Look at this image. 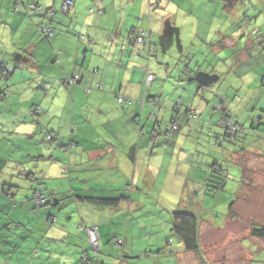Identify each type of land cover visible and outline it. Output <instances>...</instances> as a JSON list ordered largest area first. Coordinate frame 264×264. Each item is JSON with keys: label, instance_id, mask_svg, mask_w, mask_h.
Listing matches in <instances>:
<instances>
[{"label": "crops", "instance_id": "obj_1", "mask_svg": "<svg viewBox=\"0 0 264 264\" xmlns=\"http://www.w3.org/2000/svg\"><path fill=\"white\" fill-rule=\"evenodd\" d=\"M14 1L0 0V63L21 65L22 70L15 72L12 80L5 82L0 75V89L7 91L4 92L5 106H17L14 113L17 119L15 123H18L14 127L15 134L30 145L25 149L20 146L14 150L21 153L23 149L28 156L31 147L37 145L38 141L47 143L45 138L49 134H54L57 139L47 143L49 146L41 145L38 157L52 167L46 166V170H42V175L36 179L29 163L33 157L15 160V163L23 165V171L31 167L29 170L32 175L28 178L37 182L36 186H28L30 194L25 195V199L16 200L22 186L14 185L13 179L4 180L0 192V248L4 250L0 253L6 255L13 251L15 255L14 258L11 255L4 256V259L0 256L4 264H82V259L90 257L86 230L92 228L98 230L100 237V252L97 257L94 255V262L118 264L122 247L119 241H123L125 246L121 264H134L131 261L137 259L155 261L154 256L160 257L164 253L168 238H165L163 226L167 224V230L171 231L172 210L152 202L144 195V189H153L151 198L159 201H163V194V202L167 207H171L167 204V198L173 203L172 194H179L182 203L177 209L187 210L198 217L199 253L186 251L180 240L176 241L175 246L169 241L171 247L166 252L174 255L179 264H209L205 247L210 244L216 250L220 237L229 242L227 252L232 257L231 261L229 258L223 260V264H252L255 259L251 253H257L248 248L244 239L249 238L251 247L260 241L252 235L251 224L255 223H249V220L255 218L252 215L256 211L251 206L256 203L254 199L260 195L261 188L256 193L250 187H261L262 182H251L245 156L238 154L234 145H230V151L225 149L224 156L225 153L227 157L232 156L229 160L237 170H242L241 176L237 177L233 172L239 188L233 189V195L209 192L212 189L210 185L215 182L211 172L215 161L217 157H224L212 145L215 136H221L216 123L223 116L222 112L215 113L213 108L219 105L214 97L217 95L224 102V112L227 115L234 113L231 101L237 100V96L231 91L238 87L242 94L238 98L246 100L249 107L247 111L254 114L251 116L246 111L245 118L237 119L249 125L251 119L259 116V104L255 105L253 97L259 99L264 96V58L253 32L264 31V19L252 12L247 2L246 7L237 5L228 12L223 5L220 7L222 0H216V15L221 11V16H225L226 12L234 14L237 19L229 17L219 22L213 20L210 30L197 21L194 36L189 33L186 39L200 48L212 45V52L217 54L215 60H211L208 72L199 69L200 78L208 81V89L214 91V95L208 93L202 96V90L196 92L195 99L201 96L200 102L191 105L200 114V120L184 121L183 129L174 140L173 137L159 138L156 142L161 145L156 148L149 136L156 128L150 115H161L159 105L169 112L174 107L177 93H164L163 96L167 98L160 100L163 97L161 94L157 96L158 84L163 85L160 80L152 84L148 91V96L155 98L157 107L149 105L141 108L138 101L144 92L145 71L159 73V69L153 70L154 64L149 60L156 49L132 43L128 36L141 28L151 33L149 43L166 46L168 43L162 39L165 37L166 24L170 23L181 38L187 20L195 15V6L186 7L184 0H172L151 11L149 0H72L74 5L70 14L65 16L61 13L65 0H22L24 4L35 3L41 7V12L30 18L15 10ZM49 9L55 10L56 14L48 15ZM207 9L210 7L204 11ZM91 10L94 12L91 13ZM101 10L104 12L100 13ZM246 10L253 17L249 23L242 15L246 14ZM239 13H242L240 19ZM42 24H49L55 29L50 41L44 40L38 32V25ZM219 26H222V31L225 30L224 33H215ZM155 37H159L158 44ZM215 41L219 42L216 52L213 51ZM193 51L188 48L187 53L193 55ZM236 69L242 74L238 78L239 84H234L227 77L229 74L235 78ZM202 72L206 77H202ZM72 75H79L81 82L70 88L72 94L62 105L66 106V113L61 115L55 112L54 96L62 89L57 88V83ZM244 75L248 77L247 82ZM214 81L215 86L211 83ZM44 82L51 83V91H54L52 100H45L41 96ZM193 82L191 80L185 97L194 95L197 87L192 85ZM98 84H102L103 90L96 89ZM87 88L91 89L90 93H87ZM118 97L135 100L136 104L119 105ZM35 104H39L42 110L35 116L37 118L32 119L29 110ZM78 105L79 108H76ZM138 117L141 118L145 133L141 138L139 127L134 122ZM260 121L259 126L264 116ZM72 126L75 127L74 133ZM72 142L76 147L69 150ZM64 148H68L69 154ZM241 156L242 160L239 159ZM63 157H67L66 163ZM160 158L162 161L158 160ZM1 159L8 160L4 156ZM7 166L2 168L0 165V170L9 169L12 176L19 169ZM64 170H68L69 174L65 175ZM179 186L188 189L186 192L179 191ZM4 189L8 190L12 198L3 194ZM34 189L53 195L48 199L50 203L37 209ZM63 195H87L107 200L122 197V200L116 206H107L98 202H81L75 198L67 202L61 200ZM129 196L134 200L131 203ZM14 201L17 203L16 208L13 207ZM64 209L70 224L62 223L64 220L58 215ZM231 214L239 223L236 224V236L232 238L223 234ZM124 215L128 221L122 237ZM143 216L152 221L151 226L147 227L145 222L138 220ZM133 218L136 221H132ZM257 221L261 222L258 226L264 225V221ZM241 222L244 223L243 228L240 227ZM59 224L61 228L56 227ZM233 224L231 222L232 228ZM137 241L145 244L136 247ZM260 242L259 249L264 250V241ZM236 250L238 254L234 253ZM240 250H243L242 256L249 254L247 261L240 256ZM126 255L129 256V262H125Z\"/></svg>", "mask_w": 264, "mask_h": 264}, {"label": "rangeland", "instance_id": "obj_2", "mask_svg": "<svg viewBox=\"0 0 264 264\" xmlns=\"http://www.w3.org/2000/svg\"><path fill=\"white\" fill-rule=\"evenodd\" d=\"M153 2L149 3V8L152 7L153 3H155L154 0H152ZM173 1H177L180 2V0H173ZM211 1V2H210ZM216 0H184L183 4L186 5V7H188L190 5V8L192 6H195V15L194 16H190V18L187 20V25L182 29L183 33H182V37L181 38H176L173 40V43L171 46H169L168 48H164V46L162 44H158L159 42V37H155L156 39V43L158 44L157 48L155 47V45L153 46V49L155 50L153 55L150 56L151 62L154 64L153 66V70H157L159 69V73H157L156 71L153 72L154 75L158 76V80L156 81L159 82V80L162 81V83L164 85H162L161 83L158 84L159 87V93L157 96H159V94H161L163 96L164 93L168 94V93H175L174 91V87H173V83H180L181 79H178V77L183 76L184 77V73H182L183 71H185V67L188 66L189 70L194 71L196 67L201 66V69L204 72H208V70L210 69V65H211V60H215V57H217V54L212 52V45L210 47L205 46V48H200L197 44H191V40L190 39H186L187 36H189V33H193L192 36H194L195 30L197 28V21H199V23L203 24L206 28L208 27L207 30H210L211 26H212V22L213 20L216 22H219L220 20L222 21L224 18H235V15L232 14L230 15L229 13L225 12V16H221V11L218 12V14L216 15V4H215ZM243 5L246 7V2L249 4V8L251 9L252 12H256L258 17L262 18V20L264 19V11H261L262 8H264V0H243ZM160 2L156 3L157 5ZM210 3V4H209ZM209 5V6H208ZM223 4H221L220 7H222ZM208 10H205V8H209ZM241 7V6H240ZM148 9V6H147ZM201 9V10H200ZM198 10H200L198 12ZM92 12V10H91ZM222 13H224V11L222 10ZM204 14V17H203ZM242 13H239L238 19H240ZM205 18V21H204ZM207 24H205V23ZM239 24L241 25V23L239 22ZM236 25V24H235ZM245 27V26H244ZM243 27V28H244ZM213 28V27H212ZM214 31V30H213ZM225 30L222 31V26H219V30H215V33L221 32L224 33ZM179 42V43H178ZM219 42L215 41V44L213 45V51L216 52V48L218 47ZM204 45H201V47H203ZM189 49H193V55H189L187 53V50ZM224 50L222 49L221 52H223ZM218 53V52H217ZM195 55V56H194ZM214 58V59H213ZM202 72V77H206L205 73ZM239 69H236V72L234 74L233 78L231 75L227 74V77L229 80H233L235 83L234 84H239L238 78L242 75L241 73L239 74ZM1 75V74H0ZM207 77L209 78V74L207 75ZM246 82L248 80V77L246 75H244ZM164 78V79H163ZM166 78H169L170 81L166 80ZM187 79V78H186ZM213 79V77H212ZM211 79V80H212ZM184 81V79H183ZM190 81V78H189ZM172 82V83H171ZM208 82V81H207ZM206 80H204L203 78H198L196 79V82H193V84H195V86H201V85H205V87L203 88L201 94L202 96H207L208 93H213L214 91H211L208 89L209 83H207ZM230 82V81H229ZM214 83V86L216 85V81L211 82ZM219 82H217L218 84ZM58 86L57 88L61 87L62 89L59 91V93H57L54 96V91H49V95H45V93H41V96H43V98L45 100H52L53 96L55 98V112L58 114H65L66 113V106H62L63 104H65V102L68 100V97H70V95L72 94V90L70 88H67L64 85H61L60 82L57 83ZM49 85V90L52 89L51 83L48 84ZM213 85V84H211ZM246 85V84H245ZM194 86V87H195ZM245 88V87H244ZM4 89V88H2ZM241 89V88H240ZM240 89L237 87L236 89H234L233 91H231V93L237 97H242V94L240 93ZM247 89V88H246ZM245 90V89H244ZM246 92V90H245ZM250 92V91H249ZM0 93L2 94V92L0 91ZM27 93H30V90L27 91ZM4 94V92H3ZM195 92L193 96H188V97H192L193 100V104H198L200 102L201 96H199L200 99H195ZM245 96V95H244ZM256 96V95H255ZM1 98V97H0ZM167 98L166 95H164L162 97V99L160 100H164ZM184 104L186 103V100H188L189 102H191V100L187 99V98H182ZM245 99V98H244ZM254 101H255V105L257 106V104H259L258 108L260 109V115L264 116V96L260 97L259 99H257L256 97H253ZM232 102V110H235L233 115L236 118L239 117H243L245 118L246 116V111L248 110V106L246 105V100H242L240 98H237V100L235 101H231ZM234 103V104H233ZM254 105V106H255ZM161 108H163L161 105H159ZM76 108H79V105L76 106ZM17 110V106L13 105L11 108L9 107H5V105L2 103L1 99H0V157H6L8 158V160L10 162H8V166L7 168H11L12 166H15L19 169H17V171H15L14 176L11 175V172L9 169H4V170H0V191L1 188L3 187L4 184V180H10L13 179V184L17 185L18 187H23V189H19V193L17 195V199H25V195L30 194L28 191V186H30V184H33V186L37 185V182L35 180H31L27 177L28 173L30 172V168L32 167V173L35 174V179L42 175V170H46V166L52 167L51 164H46L48 163L45 160H40L39 159V149L42 147L41 145H45V146H49V144L47 143H41V141H38L37 145L34 144L31 147V153L30 155H26V153L24 152L23 149H25L27 146H30L28 144V141L21 139L17 134H15L14 131V127H16V125L18 123L17 119L15 118V114ZM263 112V113H261ZM161 116L165 117V111L162 110L161 112ZM247 113L249 115L252 116V112L249 113L247 111ZM254 113V112H253ZM261 118L260 116H256ZM32 119H35L37 117H30ZM263 119V117H262ZM262 124H264V121L262 122ZM252 121L250 123V125H248L249 127H252ZM259 125V123H258ZM255 125L254 127L258 126ZM263 126V125H261ZM259 126L256 127L255 131L249 129L244 135H240V139L238 143L239 145L241 144L244 149H246L244 152H241L239 150H237L238 154L244 155L246 156V154H248L249 152H251V154H248V158L245 157V161L249 164L248 166V173L250 174L249 176L251 177V182L256 181H261L262 182V186L260 187L259 185H254L250 188H252L251 190L258 193L260 192V188H261V193L258 196V198H255L254 201L256 202L253 206H251L253 203L250 204L251 207H253V209L256 211V213H254L252 216L255 217L254 219H250L249 223H255V224H251L252 228L253 226H258L261 225V222H258L257 220L260 221H264V164H262V162H264V128ZM184 124H181V129H183ZM71 132H69V136H70ZM177 136V135H176ZM175 136V137H176ZM47 139V136L46 138ZM40 140V139H38ZM165 141V140H163ZM36 145V146H35ZM13 146V149H12ZM22 146L23 149L21 153L19 152H15L14 148L20 147ZM66 151V153L70 152L68 150V148H64ZM238 149V148H237ZM63 150V149H61ZM11 152V153H10ZM255 152H258L255 153ZM255 153V154H254ZM49 154V153H48ZM69 154V153H68ZM257 154V155H256ZM25 157L28 158H32V161L29 162L31 167L27 168L26 171H23V165L17 164L15 163V160L18 159H25ZM230 158L232 156H229ZM63 162L66 163L67 161V157H63ZM243 156L239 157L240 160H242ZM159 161H162L161 158L158 159ZM231 167V166H230ZM232 170H234L233 167H231ZM51 170V168H50ZM165 170V169H164ZM68 170H64L65 175H68L69 172L67 173ZM51 172V171H50ZM48 172V173H50ZM67 173V174H66ZM47 174V173H46ZM47 181V183H49L50 181L48 180H43V182ZM9 184V181H7ZM28 182V183H27ZM52 183V181L50 182ZM259 188V190H258ZM169 189V187H167V190ZM188 189V187L186 186H179L178 190L181 191H185ZM153 191V189H144L143 193L145 196L149 197L150 200L154 203H159L162 204L164 207L166 208H170L171 213H174L175 211H177L182 203V201H179V194H172V200L174 201L173 203L171 202V199L167 198V204H169L171 207H167L165 205V202H163L165 200L164 195H161V200L163 201H159L158 199H154L151 198V192ZM178 192V191H177ZM176 200V201H175ZM0 202L2 203V200H0ZM173 205H176L173 208ZM67 212L65 211V209L59 213L58 215H60L62 217V219L64 220L65 224H70V221L68 220V216L66 215ZM231 219L229 220L228 223V227H225L224 229V233L226 234L228 237L230 236L235 237L236 236V224L239 225V223L234 220L235 216H233L232 214L230 215ZM138 220H141V223L145 222L147 227L152 225V221H150V219L146 216L143 217H139ZM128 219L127 216L124 215L123 218V233H122V237H124V229H125V225L127 223ZM132 221H136V218H133ZM231 222L235 223L233 224V228L231 227ZM61 223V224H62ZM168 225L166 224V227ZM264 226V225H263ZM56 227L61 228V225H56ZM164 227V232H165V238H168V240L165 242L164 244V253L160 255V257H156L155 261H148V260H142V259H137L134 261H131L134 264L137 263H141V264H179L178 261L175 260V256L174 255H170V252L167 253L166 250H168L171 245V241L174 243H177L176 241H178L179 239L172 234V232L170 230H167V228L165 226ZM240 227L243 228L244 227V223H240ZM262 227V226H260ZM149 236V235H148ZM223 238V237H222ZM222 238L220 237L218 239V241H220V243L218 245H216V250L213 248V245L208 244L209 246L205 247V254L207 255V259L210 261L209 264H223V260H232V257L230 256V254L227 252V245L229 244V242L227 241L226 238H224L222 240ZM124 239V238H123ZM122 239V240H123ZM244 240H246V244L248 246V248L250 250H254L256 251L257 254H253L251 253V255L254 257V261L252 262V264H264V250L259 249V244H261L260 241H264V238H259L257 240H260L259 242H257L256 245L252 246L249 243V238H245ZM170 241V243H169ZM217 241V242H218ZM116 243V242H115ZM114 243V244H115ZM169 243V244H168ZM24 244V243H23ZM46 244V243H44ZM145 244V243H144ZM143 243H139L138 241L136 242V247H140L141 245H144ZM3 251L4 249L0 248V251ZM23 250V249H22ZM20 251V250H19ZM18 251V252H19ZM17 252V253H18ZM196 253V252H193ZM234 253L238 254V251L236 250ZM243 250H240V256H242ZM157 254V253H156ZM12 256L13 258L15 257L14 252H9L8 254L4 255L3 253H0V256L4 259V256L9 257ZM91 255H93V253H91ZM124 253L122 252V249L120 250V253L118 254L119 259H118V264H121L123 261V257H124ZM225 255V257H223ZM235 256V254H234ZM0 257V264H4V260ZM245 258V260H248L249 254H244L242 256V258ZM129 256L126 255V259L125 262H129ZM236 258V256H235ZM227 263V262H226Z\"/></svg>", "mask_w": 264, "mask_h": 264}, {"label": "trees", "instance_id": "obj_3", "mask_svg": "<svg viewBox=\"0 0 264 264\" xmlns=\"http://www.w3.org/2000/svg\"><path fill=\"white\" fill-rule=\"evenodd\" d=\"M154 1H156L157 3L158 2H160V3L158 5L155 4L152 8H150L151 11L153 9H159L163 4L170 3L172 0H154ZM149 2H153V1L149 0ZM14 3H15L14 7H15L16 11H21V12L25 13L30 18H32L33 16L36 15V14H34L33 16H31L25 11L26 10L25 6L27 4H24L22 0H15ZM222 3H223V8L228 12H231L237 5H240L241 7L243 6L242 0H222ZM93 12L94 11L92 10L91 13H93ZM99 12L103 13L104 11L101 10ZM69 14H70V12L67 15L66 14H63V15L68 16ZM242 15L245 18L247 23H249V21L253 19V17L251 16L252 13L250 15V12H248L247 10H246V14L244 13ZM42 27L54 30V34H55V29L49 24L38 25V32L40 33V35L44 38V40L50 41L52 39V37L54 36V34H53V36L49 37L47 34H44L43 31H41ZM263 32L264 31H262L261 33L254 31L253 36H254L255 40L258 42V46L261 49V55L264 58V33ZM150 35H151V33L149 31L140 28V29L136 30V32H134L133 34L129 35L128 40L131 41L132 43L146 45L149 49L150 47L153 48V46H154V44L152 45L151 43H149ZM200 68H201V66H199L198 69L191 71V70H189V67L186 66L185 71L182 72V73H184V77L183 76L178 77V79H181L180 83H178V84L173 83L174 91H175V93H177V96H176L177 99L175 100L174 107L172 109H170L169 112H167V109L161 108L162 110L165 111V117L158 115V113L150 115L151 120H153L154 123L156 124L155 130H153L149 134L151 140H153V142H154L153 147L157 148L161 145V143L156 142L159 138L170 139L173 137V140H174L175 136L182 130L181 124H184L185 123L184 121L197 122L200 120L199 119L200 114L197 112V110H194L193 106L191 105L192 104V97H188L189 94L187 97H185V91L187 90V88L189 86H191V80L196 82L197 77L200 78V75H199V69ZM21 70H22L21 65L9 66V64L6 62L0 63V74L2 76V79H4V82L6 80L13 78L15 72H19V71L21 72ZM95 72H97L96 69H95ZM149 75H151L153 77V79L151 82L148 83L147 78ZM76 77L78 78V80L74 85H72L71 82ZM145 77L146 78H145V83H144V92H143L141 99L138 102L141 104L142 109H144L145 106H149V105L152 107H157L155 98L148 96V91H149L150 87L152 86V84L156 83V81L158 80V76L154 75L151 72H149L148 70H146L145 71ZM189 78H190V81H189ZM183 79H184V81H183ZM166 80L170 81L169 78H166ZM59 82L61 85H64L67 88L72 89V88H74L80 84L81 78L79 75H72V76L64 77L63 79L59 80ZM204 87H205V85L197 86V88L195 90V95L197 96L196 92H200L201 90H203ZM96 89L100 90V91L103 90L102 84H98ZM0 91L2 92V94L0 93V97H1L0 99H1L2 103L5 105V102H6L5 101V94H3V92H7V91H5L2 88L0 89ZM49 91H51V90H49V85H48V83H45L43 88H42V92L45 93V95H49ZM86 91H87V93H90L91 89L87 88ZM212 94L214 95V93H212ZM183 97L191 100V102L186 100V103L184 104L183 99H182ZM214 97L216 98V101H217L216 104L219 103V105L214 106L213 110L215 113L216 112H222L223 116L220 117L216 123L217 127L219 128V132H221L220 135L222 137L221 136L220 137L215 136L216 139H215V143L212 144L213 147H216L218 150H220V152L223 156H224V152H226L225 149L229 150L230 145H234V148L236 151L239 150L241 152H244L246 149H244V147L241 144L240 145L238 144V143H240L239 142L240 135H244L249 129L255 131L256 127L259 128L258 123L260 124V122H261L260 120L262 119L263 116L260 115V112H259V116L261 118L255 117L254 119H251L250 123L252 121V125H251L252 127H249L248 124H245V123L239 121L233 115V113L227 115L224 112L225 109H224V102H222L223 100L220 97H218L217 95H214ZM119 100H122V102H119ZM135 102H136L135 100L126 99L124 97H118L117 98V103L119 105L132 106V105L136 104ZM5 107H8V105H6ZM253 107H254V105H253ZM158 108H159V106H158ZM41 110H42L41 106L39 104H35L29 110V116L30 117L38 116L41 113ZM162 110H160V111H162ZM250 110H251V108H250ZM248 112L251 113V111H248ZM261 113H263V112H261ZM252 114H254V113H252ZM164 119H166V121H164ZM229 121H231V126L235 127L234 130L231 129V126L229 125ZM134 122L139 127V137L140 138L143 137L145 135V133L142 129L141 118L140 117H138L137 119L135 118ZM255 125H258V126L254 127ZM261 125L264 126V124H261ZM263 126H261V127H263ZM71 130H72V133H74L75 127L72 126ZM73 130H74V132H73ZM50 137H51V140L45 139V141L47 143L53 142L57 139V137H55L54 134H51ZM73 144H74V147L69 148V150L76 147L75 143H73ZM248 154H246V156L244 154L243 156L248 158ZM217 158H216L217 161H215V166L213 167V170L211 171L213 174V178H214L215 182L213 181L212 182L213 185H210V187L212 189H210L209 192H211L212 194L220 193L221 195H224V196L226 194H229V195L232 194L233 195V192H234L233 189L239 188L237 182H235L236 179H235V175L233 174V172L236 173V177H237V176H241L240 173H242V170H237L235 168L232 161L229 160L230 157L226 156V153H225L224 157H220V158L217 157ZM4 162H6V163H4ZM8 162H10V161L7 159L2 160L0 157V165L3 166L2 168H5V166L8 164ZM230 166L233 167L234 170H232ZM231 170H232V173H231ZM31 175H32L31 173H28L27 177H29ZM130 187H132V186H130ZM133 188H135V187H133ZM33 192H34V198H35V203H36L37 209L45 207L46 204L50 203V200L48 201V199L53 197V195L45 194L44 190L34 189ZM3 194L12 198L11 194H9L7 189H4ZM39 194H41L45 198V202L43 204L37 203L36 196ZM47 195H48V198L46 197ZM66 196L67 195H63L61 200L69 202L75 198L77 200H80L81 202H87V203L98 202L102 205H107V206H116V205H118V202L120 200H122V197L118 198V199H114V200H107V199L93 198V197H90L87 195H85V196L78 195V196H72V197H66ZM128 199L130 200V203L134 201L131 199L130 196ZM13 207L14 208L17 207V203L15 201H14ZM171 232L182 242L186 251L199 253V249H200L199 220H198V217L194 213L189 212L187 210H177L174 213H172ZM252 235L254 237H258V238H264V226H262V227L253 226ZM88 244H89V248H90L89 249L90 257L89 258L86 257L85 259H82L81 260L82 264H99L97 262H94V260H95L94 255H96V257H97L100 250L98 253H96L92 250L89 241H88ZM118 244H120L122 246L121 249H122V252L124 253V251H125L124 242L120 241V242H118ZM123 246H124V249H123ZM91 253H93L92 258H91Z\"/></svg>", "mask_w": 264, "mask_h": 264}, {"label": "built area", "instance_id": "obj_4", "mask_svg": "<svg viewBox=\"0 0 264 264\" xmlns=\"http://www.w3.org/2000/svg\"><path fill=\"white\" fill-rule=\"evenodd\" d=\"M155 2H156V1H155ZM156 3H157V2H156ZM156 3H153L152 7H153ZM72 6H73V1H72V0H65L63 6H62V8H61V12H62L63 14H67V13L70 11V9L72 8ZM25 7H26V10H25V11H26L29 15H31V16H33L34 14H38L39 12H41V7H39V6L36 5L35 3H29V4H27ZM55 12H56L55 10H53V9H49V10L47 11V14H48V15H53V14H55ZM41 31H43V33H44V34H47L49 37H50V36H53V34H54V30H52V29H47V28H45V27H42V28H41ZM139 42H140V41H139ZM152 79H153V77H152L151 75H149L148 78H147V82H148V83L151 82ZM77 80H78V78L76 77V78L71 82V84L74 85V84L77 82ZM73 82H74V83H73ZM119 102H122V100H119ZM229 125L231 126V121H229ZM231 129L234 130L235 127H232V126H231ZM73 132H74V130H73ZM47 139H48V140H51L50 135L47 136ZM71 147H74V144H73V143L69 146V148H71ZM36 199H37V203H38V204H43V203L45 202V198H44L41 194L37 195V196H36ZM86 232H87L88 241H89V243H90V245H91L92 250H93L94 252L98 253L99 250H100V245H99V243H100V239H99V233H98V230H97L96 228H92V229H88V230H86Z\"/></svg>", "mask_w": 264, "mask_h": 264}, {"label": "water", "instance_id": "obj_5", "mask_svg": "<svg viewBox=\"0 0 264 264\" xmlns=\"http://www.w3.org/2000/svg\"><path fill=\"white\" fill-rule=\"evenodd\" d=\"M164 36L165 37H163L162 39H165L166 43H168L166 46H164V48H168L169 46H171L175 37L177 39L179 38L177 30L175 31V29L170 25V23L166 24L165 26Z\"/></svg>", "mask_w": 264, "mask_h": 264}, {"label": "clouds", "instance_id": "obj_6", "mask_svg": "<svg viewBox=\"0 0 264 264\" xmlns=\"http://www.w3.org/2000/svg\"><path fill=\"white\" fill-rule=\"evenodd\" d=\"M73 5H74V3H73ZM72 7H73V6H72ZM151 8H152V7H151ZM70 11H71V10H70ZM70 11H69V12H70ZM69 12H68V13H69ZM68 13H67V14H68ZM55 14H56V12H55ZM67 14H66V15H67ZM53 15H54V14H53ZM54 222H55V219H53V223H54ZM98 233H99V232H98ZM99 239H100V237H99ZM119 242H120V241H119ZM99 245H100V243H99Z\"/></svg>", "mask_w": 264, "mask_h": 264}, {"label": "bare ground", "instance_id": "obj_7", "mask_svg": "<svg viewBox=\"0 0 264 264\" xmlns=\"http://www.w3.org/2000/svg\"><path fill=\"white\" fill-rule=\"evenodd\" d=\"M18 9V8H17Z\"/></svg>", "mask_w": 264, "mask_h": 264}]
</instances>
